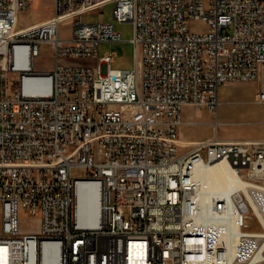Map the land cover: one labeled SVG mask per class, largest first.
<instances>
[{
  "label": "built area",
  "instance_id": "2783aa9c",
  "mask_svg": "<svg viewBox=\"0 0 264 264\" xmlns=\"http://www.w3.org/2000/svg\"><path fill=\"white\" fill-rule=\"evenodd\" d=\"M33 1L0 0V264H43L44 242L58 244V264H246L263 255L264 226L246 188L264 187V140L216 135L182 150L179 135L185 106L217 117L224 84L259 80L264 0H55L53 15L17 29ZM108 4L115 21L134 25L131 69L98 54L100 43L123 40L114 22L82 21ZM43 45L55 51L52 70L35 68ZM219 163L234 169L240 204L228 207L231 192L213 195L218 223L198 221L204 204L188 191L186 167L204 174ZM80 182L98 185L95 225L79 222ZM235 211L245 212L242 226H232ZM24 212L39 225L24 229ZM131 216L144 230L129 229ZM254 218L260 230L250 229ZM223 229L243 234L239 256L223 245Z\"/></svg>",
  "mask_w": 264,
  "mask_h": 264
},
{
  "label": "rangeland",
  "instance_id": "374dc122",
  "mask_svg": "<svg viewBox=\"0 0 264 264\" xmlns=\"http://www.w3.org/2000/svg\"><path fill=\"white\" fill-rule=\"evenodd\" d=\"M55 0H34L31 9L23 13L19 17L17 29L29 26L32 22L43 21L53 15ZM115 4H108L101 10L87 12L82 15L84 23H96L99 21L114 22L116 30L122 35V41L102 42L98 46L99 56H104L107 53L115 54V60L112 67L116 69H131L134 65L135 47L133 43L134 25L132 22L115 21L113 17V9ZM74 20L69 19L61 24V36L63 38L70 37L73 33ZM195 29H206L207 26L203 22H193L191 25ZM98 59H71L62 58V63L72 65H96ZM35 68L38 70H52L56 65L55 51L50 45H43L41 54L35 58ZM261 75H264V63L261 64ZM19 72L10 73L11 82L13 83ZM257 81L252 82H228L220 90V105H219V132L220 136L227 140H244V139H261L264 138V122H258V119L264 114V102L256 100ZM14 90L12 89V93ZM194 107V106H193ZM185 113L187 120H195L201 122L196 125H186L188 136H203L212 137L214 134L213 125L214 114L205 109L202 110L194 107ZM256 111L253 122L249 123V114L247 111ZM198 111V112H197ZM254 116V115H253ZM216 121V120H215ZM221 122V123H220ZM258 122V123H257ZM218 129V127H217ZM79 171V170H78ZM80 172V171H79ZM259 205L264 212V203L260 198H264V192L252 189ZM39 219L28 215L21 214V226L24 229H30L32 225L37 227ZM34 227V228H35ZM262 228L257 218L251 224L250 229L260 230ZM261 264H264L261 263Z\"/></svg>",
  "mask_w": 264,
  "mask_h": 264
},
{
  "label": "bare ground",
  "instance_id": "6f19581e",
  "mask_svg": "<svg viewBox=\"0 0 264 264\" xmlns=\"http://www.w3.org/2000/svg\"><path fill=\"white\" fill-rule=\"evenodd\" d=\"M41 21L32 22L30 27L36 26ZM29 88V87H27ZM220 105V104H219ZM186 174H188V191L195 192V201L198 204H204L196 207V219L198 221H209V223H218V216H221V208L216 207L213 195L225 196L231 192L228 198V207H235L240 204V190H235L239 183L234 169L228 163H219L205 170L203 174V166H187ZM203 182L204 188H199V184ZM252 189L264 192V187L248 185L246 190L255 213L261 219L264 226V212L259 205ZM78 219L82 225H95L98 220V185L93 182H80L78 185L77 197ZM245 219L244 211H235L232 214V226H242ZM129 229L131 231L144 230V220L139 216H131L129 220ZM264 240V231H262ZM171 241H178V233H171ZM243 242V234L231 229H223L222 243L228 249L230 256H239L240 248L234 242ZM44 253L43 264H58V244L54 242H44L41 244ZM264 259V254L259 252L257 256L246 264H254L259 259ZM132 264H142L141 262H133ZM229 264H237V261H229Z\"/></svg>",
  "mask_w": 264,
  "mask_h": 264
},
{
  "label": "crops",
  "instance_id": "0c3cea01",
  "mask_svg": "<svg viewBox=\"0 0 264 264\" xmlns=\"http://www.w3.org/2000/svg\"><path fill=\"white\" fill-rule=\"evenodd\" d=\"M219 100H220V93H219ZM256 100L258 102H264V75H261V72H260V78L259 80L257 81V90H256ZM189 109H195L193 106H185L184 107V110H183V120H184V124L182 125L181 129H180V135H179V141L180 143L183 145V147H181L182 150H187L190 148V146L192 144H194L196 141H200V140H207V139H213L216 135L221 138V139H225L223 138L222 136H220V132H219V108H218V113H217V117L214 116V119L217 121V126H214L213 125V129H214V134L212 137H209V138H206L208 137L210 134L208 135H203V136H188L187 135V128H186V125L190 124V125H196V124H199L201 122H197L193 119L191 120H187L186 117H185V113L189 110ZM196 110V109H195ZM202 110V113L203 111L205 110L204 108L201 109ZM198 112V111H197ZM249 114V119L248 120H244V121H247L249 123L253 122L252 120H254L255 118V114H256V111H252L249 112V110L247 111ZM264 112V111H262ZM254 115V116H253ZM256 119V118H255ZM214 120V122H215ZM264 122V114L260 117V119H258V122ZM257 122V123H258ZM221 123V122H220ZM218 127V129H217ZM234 140V139H232ZM244 140H264V138H259V139H244Z\"/></svg>",
  "mask_w": 264,
  "mask_h": 264
}]
</instances>
